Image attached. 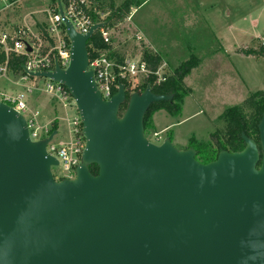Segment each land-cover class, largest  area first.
I'll return each instance as SVG.
<instances>
[{
  "label": "water",
  "instance_id": "95a60500",
  "mask_svg": "<svg viewBox=\"0 0 264 264\" xmlns=\"http://www.w3.org/2000/svg\"><path fill=\"white\" fill-rule=\"evenodd\" d=\"M58 12L69 64L29 76L67 89L85 146L75 177L56 181L45 148L57 132L32 142L24 117L0 102V264H264V113L259 147L241 134L243 150L207 164L168 138L154 144L144 116L172 96L146 87L126 99L119 85L103 101L87 70L102 24L82 35Z\"/></svg>",
  "mask_w": 264,
  "mask_h": 264
},
{
  "label": "rangeland",
  "instance_id": "374dc122",
  "mask_svg": "<svg viewBox=\"0 0 264 264\" xmlns=\"http://www.w3.org/2000/svg\"><path fill=\"white\" fill-rule=\"evenodd\" d=\"M72 1H82L84 8L101 7L98 16L99 20H103L107 15L105 12L109 2H112L116 8L124 0ZM141 1L144 0H133L132 3L138 5ZM208 1L210 4L207 8L201 11H189L187 8H190V3L186 0H149L135 16L136 20H140L145 25L144 31L155 45L150 52L160 56L161 63L165 64V71L169 75L190 57L186 45L195 42L201 44L199 48L202 49L198 52V59L202 60L201 66L191 70L183 80L184 86L191 90V96L183 98L181 113L178 116H171L159 110L153 114L154 129L145 132V136L154 144H160L167 138L168 133L172 136V145L178 150L186 149L193 136L200 142L212 141L210 135L224 126L220 117L226 109L240 105L249 92L264 91V56L242 58V61L235 63L237 71L222 52L217 53L216 42L209 36L208 29L201 26L200 20V25H195L189 34L184 31V12L188 17L197 18L195 14L201 12L206 16L211 33L219 39L224 49L227 50L229 47L230 50L234 41L237 47L254 50L258 48L257 52L260 54V46L264 43V0ZM55 2L56 0H21L16 7L0 13V28L10 23L21 24L24 19L30 24L39 26L38 23L44 21V11L53 9ZM132 6L129 8L130 11ZM130 11L128 14L132 12ZM115 26L117 30L112 42L116 50L134 57L133 60L141 57V51L144 49L139 48H143L144 44L138 46L142 41L137 42L139 34L136 35L129 21L123 20ZM196 32H202V35ZM137 49L140 51H135ZM213 51L222 57L210 60ZM238 73L244 76L246 84H243ZM33 81L41 88L47 83L40 78ZM19 85L17 77L0 76V92L10 96L23 95L26 100H32L35 107L31 108L38 111V120L42 125L52 120L56 121L57 135L53 142L67 140L66 120L75 116L74 107L71 105V108H66L65 111L62 104L56 100L51 102L52 105H47L48 97L41 90L26 93ZM154 134H157L156 137ZM51 171L56 181L63 176L61 166L53 167Z\"/></svg>",
  "mask_w": 264,
  "mask_h": 264
},
{
  "label": "built area",
  "instance_id": "2783aa9c",
  "mask_svg": "<svg viewBox=\"0 0 264 264\" xmlns=\"http://www.w3.org/2000/svg\"><path fill=\"white\" fill-rule=\"evenodd\" d=\"M0 2V13H3L6 9L16 7L21 0H0ZM82 3V1L56 0L55 8L44 11V21L38 23L39 26L30 24L24 19L21 24L10 23L3 26L2 29L0 28V53L5 57V60L0 64V76L2 78H6L7 75L17 77L20 86L26 93L41 90L51 101L60 102L65 111L66 108L70 109L71 105L74 107L75 116L66 120L67 140L53 142L56 133L45 148L46 153L58 162L57 167H62L63 176L59 180L73 179L75 169L81 162L85 146V140L81 134V122L76 113L74 102L65 87L50 79L31 77L29 74L53 72L56 65L63 70L67 68L70 59V42L66 37L58 8H62L63 15L74 30L84 35L95 23L88 15V11L93 7L84 8ZM131 14L129 13L124 20L130 21ZM116 28V26L106 27L105 24H102L91 36L92 38L94 34L98 33L100 41L107 46L106 49H98L94 45H90L91 51L96 56L90 60L88 58L87 66V70L93 72L96 88L103 101L110 100L116 94L119 85L124 87L127 99V95L142 93L140 87L147 84L151 78H154L150 83L153 86L165 82L166 78L170 76L165 71V64L161 63L155 70H152L143 61L142 55L133 60L134 57L118 52L112 42ZM260 47L264 56V43ZM10 56L20 57L23 61L21 69L16 75L11 74L8 68ZM37 78L47 81L43 88L33 81ZM150 84L146 87L150 88ZM0 102L13 108L24 117L32 142L44 140L52 134L53 120L42 125L38 120V111L30 108L23 95L10 96L0 92ZM120 112L123 110L120 109ZM156 135L154 134L155 137Z\"/></svg>",
  "mask_w": 264,
  "mask_h": 264
},
{
  "label": "trees",
  "instance_id": "16d2710c",
  "mask_svg": "<svg viewBox=\"0 0 264 264\" xmlns=\"http://www.w3.org/2000/svg\"><path fill=\"white\" fill-rule=\"evenodd\" d=\"M133 0H124L119 6L114 8L112 2H109L108 8L105 13L106 17L103 20H99V13L102 10L101 7H93L88 11V15L91 17L95 24H105L106 27H115L117 23H120L125 19L129 12V8L133 5ZM56 7V4L54 8ZM95 10V11H94ZM90 45H94L98 49H106L98 36V33L87 42V52L89 60L96 55L91 51ZM252 51H246L245 54L249 55ZM142 59L145 61L152 70H155L158 65L161 64V58L157 54H152L148 50L142 51ZM5 60V57L0 53V64ZM22 59L20 57L10 56L8 60V68L11 74L16 75L22 66ZM197 60L191 57L186 62L179 65L174 73L166 78L165 82L158 85L150 84L154 78L147 81L140 87V91L143 92L145 87L150 84L151 91L156 95L172 96V100L168 102H160L152 104L147 113L144 116L143 127L144 133L152 130V116L155 112L163 110L171 116H178L181 113V103L183 98L190 94V90L184 86V78L190 70L195 68ZM129 96L127 95V99ZM125 106L121 108L123 110ZM264 113V91H256L249 93L243 102L231 108H228L221 115L220 119L223 121V128L215 131L210 135L212 141L200 142L191 138L188 142L186 149L192 148L196 152V160L202 164H207L216 159L220 151H227L229 153L239 152L244 148V142L241 139V134L252 139L259 147V133L257 126ZM57 123L53 121L51 133L56 131ZM167 138L171 140L172 136L168 133ZM90 172L93 175L97 174V168L95 166L90 167Z\"/></svg>",
  "mask_w": 264,
  "mask_h": 264
},
{
  "label": "crops",
  "instance_id": "0c3cea01",
  "mask_svg": "<svg viewBox=\"0 0 264 264\" xmlns=\"http://www.w3.org/2000/svg\"><path fill=\"white\" fill-rule=\"evenodd\" d=\"M147 1H149V0L141 1V2L138 3V5H133L132 6V8H131V11L132 12L129 10L132 13L131 14V20L129 21V25L132 26V29H134L136 35L139 34V38L141 37L140 39L137 40V42L138 41L139 42L142 41V42H140V44L138 46L140 47L141 45L144 44V47L143 48L142 47H140V48L138 47V48L139 49H144V50L150 51V49L155 48V45H153L152 44L153 41L150 38L147 37V34L144 31V30H146L145 25L140 20H136L135 19L136 14L140 10V8L143 6V4L146 3ZM186 2L187 3H190V8L189 9L187 8V10H189V11H194V10L201 11V10L207 8V6L210 4V3H208L209 2L208 0H186ZM134 6H135V8H134ZM185 10H186V8H184V11ZM195 15H197L198 18L195 17V16L188 17V14H186L184 12V31H185V33L186 34H189L190 31H192V29L194 28L195 25H197V24L200 25L199 24V20H200L202 22V25L201 26L204 27V28H206V29H208L209 36H211L212 39H214V41L216 42V44L218 46L217 53H219V51L222 52L223 56L228 60V62L230 63V65H232L237 71H238L237 64H235V63H238V61H242V58H245V57L252 58V56L258 57L259 55L263 56L261 50H260V52H261L260 54L257 52L258 48L256 50H254L253 48L251 49V48H248V47H237V45H236V43H234V41L232 43V47H231L230 50H229V47L227 48V50L224 49L223 46L220 45L219 39L211 33V30L209 28V24H208V22L206 20V16L203 15L201 12H199L198 14L196 13ZM190 20H192V21L189 22ZM188 27H190V28H188ZM196 33L198 35H202V32H196ZM199 46H201V44H198V43H195V42L192 43V45H190V44L186 45V50L190 53V57L188 58V60L191 57H195L196 60H197V65L192 70L198 69L201 66V64H202V60L201 59H198V57H199L198 52L202 50V49L199 48ZM139 49H137L135 51H140ZM250 50L252 51V53L249 54V55H246L245 52L246 51H250ZM142 51H141V53H142ZM213 52L214 53L210 55V60H213V59H216V58L218 59V57H222V56H219L217 53H215V51H213ZM236 58H237V61H236ZM186 61H187V59H185L184 62H186ZM238 74L241 77V81L243 82V84L244 83L246 84V82H245L246 79L244 78V76L242 74H240V73H238ZM259 91H262V90H259ZM189 96H191V90H190ZM51 102L52 101L48 98L47 105L48 104L52 105ZM27 103L29 104L30 108L31 107L32 108L35 107L34 106V102L32 100L27 99ZM153 129H154V126H153ZM192 138H194L195 140H197L194 136Z\"/></svg>",
  "mask_w": 264,
  "mask_h": 264
}]
</instances>
